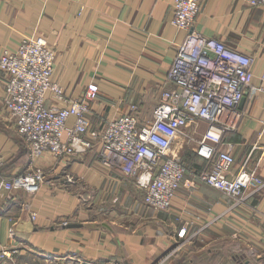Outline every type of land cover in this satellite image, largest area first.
Listing matches in <instances>:
<instances>
[{"label": "crops", "instance_id": "obj_1", "mask_svg": "<svg viewBox=\"0 0 264 264\" xmlns=\"http://www.w3.org/2000/svg\"><path fill=\"white\" fill-rule=\"evenodd\" d=\"M199 2L193 28L253 58V82L261 89L245 91L236 105L237 125L223 134L219 148L231 144L233 170L243 167L264 180V3ZM172 4L0 0V53L15 49L24 35L42 33L57 50L54 76L69 94L97 84L89 102L93 126L131 112V102L142 105L148 119L170 85L166 74L186 33L171 23ZM3 94L0 84V177L35 166L47 177L36 192L0 190V248L15 250L0 264H264V185L251 182L237 199L210 186L198 178L205 160L190 143L186 164L185 147L179 152L186 171L171 207L156 210L144 202L135 179L103 164L96 149L32 156ZM181 228L193 237L177 248Z\"/></svg>", "mask_w": 264, "mask_h": 264}, {"label": "built area", "instance_id": "obj_2", "mask_svg": "<svg viewBox=\"0 0 264 264\" xmlns=\"http://www.w3.org/2000/svg\"><path fill=\"white\" fill-rule=\"evenodd\" d=\"M245 1L253 6L264 3ZM199 8V0H173L171 23L186 33L166 74L170 85L145 121L132 110L93 126L89 102L97 97V85L89 83L78 96L69 94L54 76L56 52L46 37L26 35L15 49L4 48L0 53L3 103L32 156L50 151L57 158L69 157L96 147L103 164L135 179L147 205L167 210L186 171L181 156L173 152L174 140L182 133L205 160L200 180L235 199L251 182L264 185L253 171L233 170L231 144L219 148L223 134L237 125L240 111L236 105L245 91L261 89L253 82V58L195 30ZM260 78L264 80V72ZM201 122L205 127L198 135ZM46 173L35 166L24 174L0 177V190L36 192ZM178 237L177 248L193 235L186 236L181 228ZM14 251L0 248V261Z\"/></svg>", "mask_w": 264, "mask_h": 264}, {"label": "rangeland", "instance_id": "obj_3", "mask_svg": "<svg viewBox=\"0 0 264 264\" xmlns=\"http://www.w3.org/2000/svg\"><path fill=\"white\" fill-rule=\"evenodd\" d=\"M32 34H38V35H42V36H44V37H46V39H47V36L46 35H44V34H42V33H38V32H34V33H31V34H29L28 36H31ZM24 36H26V35H24ZM22 39V38H21ZM47 41H48V39H47ZM49 42V41H48ZM51 45V44H50ZM53 48H54V50H55V52H56V54H57V50H56V48H55V46H53V45H51ZM103 49H104V47H103ZM90 83H94V82H90ZM89 84V83H88ZM87 84V85H88ZM94 84H96V83H94ZM97 85V84H96ZM98 87V86H97ZM97 92H98V90H97ZM128 106H129V111H132V110H134V111H136L137 112V114H139L141 117H144V119H147V117L149 116V113L148 114H146V115H144L145 113H147L148 111H142L141 110V108H142V105H140V104H138V103H134V102H131V103H128ZM144 113V114H143ZM203 124V125H202ZM204 127H205V123L204 122H201V124H200V131L201 130H203L204 129ZM183 139L185 140L184 142H183V145H182V149L185 147V152L183 153V156H182V159H183V161L185 162V164H186V161H187V157H189L190 156V154H189V152H188V147L186 146V144H190V142H187V139H186V137H183ZM178 141V136H176V138H175V140H174V143H173V145L176 143ZM187 149V150H186ZM47 177V176H46ZM46 177H45V179H46ZM44 179V180H45ZM44 180L42 181V182H44ZM178 231H180V229H178ZM177 236H178V232H177ZM179 238V237H178Z\"/></svg>", "mask_w": 264, "mask_h": 264}, {"label": "bare ground", "instance_id": "obj_4", "mask_svg": "<svg viewBox=\"0 0 264 264\" xmlns=\"http://www.w3.org/2000/svg\"><path fill=\"white\" fill-rule=\"evenodd\" d=\"M177 136H178V139L180 138L181 140H180V141L178 140V141L173 145V152H174V155H175V156H178V155H179V152H180L181 149H182V146L180 147L179 145H180L181 143L184 142L183 137H185L184 135H182V133H179Z\"/></svg>", "mask_w": 264, "mask_h": 264}, {"label": "water", "instance_id": "obj_5", "mask_svg": "<svg viewBox=\"0 0 264 264\" xmlns=\"http://www.w3.org/2000/svg\"><path fill=\"white\" fill-rule=\"evenodd\" d=\"M241 102H243V97L241 98V100L239 101V105L241 104ZM247 264H252L251 262H247Z\"/></svg>", "mask_w": 264, "mask_h": 264}, {"label": "trees", "instance_id": "obj_6", "mask_svg": "<svg viewBox=\"0 0 264 264\" xmlns=\"http://www.w3.org/2000/svg\"><path fill=\"white\" fill-rule=\"evenodd\" d=\"M226 133V132H225ZM93 149H96L97 150V148L95 147V148H93ZM92 150V149H91ZM198 155V154H197ZM182 160V159H181Z\"/></svg>", "mask_w": 264, "mask_h": 264}]
</instances>
